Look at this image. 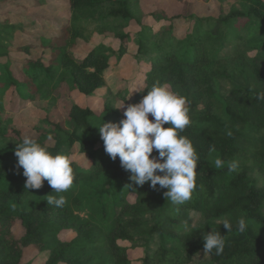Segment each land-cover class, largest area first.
<instances>
[{
    "label": "trees",
    "instance_id": "obj_1",
    "mask_svg": "<svg viewBox=\"0 0 264 264\" xmlns=\"http://www.w3.org/2000/svg\"><path fill=\"white\" fill-rule=\"evenodd\" d=\"M14 1L0 0V6L17 4ZM53 1L68 6L74 19L34 21L42 31L24 47L13 41L23 24L0 11V264H20L21 247L29 245L49 251L45 264H132V247L118 241L155 234L160 244L143 254L141 264H188L204 251L203 236L211 231L226 240L221 255L209 253L215 264H264V101L255 97L264 90V40H256L264 37V0H238L228 12L222 9L225 0H199L215 13L206 6L203 15L193 11L165 16L157 29L140 31L137 53L149 58L150 67L131 104L139 103L156 81L189 101L192 123L180 134L199 155L197 188L191 200L179 205L166 200L167 189L135 185L119 158L113 161L105 152L98 127L119 122V106L106 103L90 109L58 103L66 92L92 95L105 85L111 57L127 52L130 34L123 27L143 23L137 13L139 0ZM104 11L101 33L117 40L118 48L99 43L77 58L74 51L82 44L77 17ZM178 18L192 23L183 37L176 30ZM220 77L240 82L221 94ZM37 98L52 104L45 116L48 130L4 119L18 102ZM25 136L53 154L68 156L77 148L87 154L91 168L82 170L72 160L75 179L64 193H54L46 180L40 189L26 190L14 154ZM216 158L225 166L215 168ZM232 161L239 167L230 173L227 165ZM49 195H63L65 205H48ZM186 207L201 213L207 224L181 232L179 220ZM75 211H86V216ZM241 217L248 224L244 233L236 230ZM220 218L231 222V232L222 224H208ZM16 223L23 229L19 240L10 231ZM64 230L76 237L62 241L59 234Z\"/></svg>",
    "mask_w": 264,
    "mask_h": 264
},
{
    "label": "clouds",
    "instance_id": "obj_2",
    "mask_svg": "<svg viewBox=\"0 0 264 264\" xmlns=\"http://www.w3.org/2000/svg\"><path fill=\"white\" fill-rule=\"evenodd\" d=\"M255 97L264 101V90H258ZM188 103L186 97L172 91L167 83L156 81L139 103L125 108L123 119L103 122L98 127L105 152L113 161L119 158L121 167L131 173L130 180L135 185L149 183L153 190H158L159 185V189H167L163 193L166 200L178 205L191 200L197 188L199 155L191 140L180 134L192 123ZM227 135L231 136V131ZM154 150L157 155H153ZM211 150L215 151L214 148ZM14 154L18 158L17 167L23 169L22 174L26 177V190L40 189L45 180L56 194L72 187L75 174L68 156L51 153L29 136L17 144ZM214 166L220 169L225 166V161L216 158ZM227 167L231 173L239 164L232 161ZM65 203L63 195H58V198L49 195L47 199L48 205L56 207ZM222 225L227 232L233 230L227 219L222 221ZM247 227L246 219L239 218L236 230L244 233ZM203 239L205 255L213 251L217 256L223 253L226 240L219 231H211Z\"/></svg>",
    "mask_w": 264,
    "mask_h": 264
},
{
    "label": "rangeland",
    "instance_id": "obj_3",
    "mask_svg": "<svg viewBox=\"0 0 264 264\" xmlns=\"http://www.w3.org/2000/svg\"><path fill=\"white\" fill-rule=\"evenodd\" d=\"M14 3L17 4L6 8H3L2 5L0 6V11L9 13L13 22L22 23L24 26L20 32H17L13 40L14 46L21 45V47H24L31 38L42 31L40 26L32 24L34 21L39 20L44 22L46 18L51 16L63 17L65 20L74 17V15L72 16V10L68 6L53 0H46L43 4H37L35 0H15ZM237 3L238 0H225L224 3H222V9L224 12H228L231 8H234V5ZM206 6L209 7V11L215 13L214 7L210 6L208 3L205 4L202 1L200 2L199 0H139L137 13L143 20V23L123 27V29L130 34L127 52L120 58L111 57L109 67L104 72L105 85L96 90L92 95H84L77 91H72L70 93L66 92V94L59 99L58 103L62 105V107H65L69 103H75L81 107H88L90 109H99L106 103H110L122 109L123 116L121 119H123L125 108L134 101L144 81L145 72L150 67L149 58L137 53L140 31L146 30L147 27L157 29L163 23L165 16L168 17L181 12L189 14L193 11L203 15L206 13ZM105 13L104 11L98 14H87L77 17V20L81 24L82 34V44L74 51L77 58L83 57L90 49L99 43H104L105 45L111 46L113 49L118 48L119 42L117 40L114 38H107L101 33V29L104 27L107 20L105 18ZM174 21L179 37L185 36L186 31L192 28V23H190L189 18H178ZM256 40H264V37H260ZM226 52H231V48L226 49ZM238 82L240 81L233 78H218L220 93L227 94L233 85ZM51 106L52 104H45L39 98L20 101L15 104L13 110L7 111L4 114V119L10 123L48 130L49 125L45 121V116ZM68 156L82 170L91 168L87 154L79 152L77 148L68 151ZM130 175L131 173L128 171L127 177L129 179ZM157 188H159V185H157ZM185 212L186 214L180 216L179 220V230L181 232H188L192 228L207 224L201 213L189 207H186ZM75 213H78L81 217L86 216V211H75ZM129 219L128 216H125L126 221ZM223 220L224 218L210 220L208 224H222ZM10 231L17 240L23 235V229L19 223H16ZM59 237L64 241L75 238L76 235L73 231L64 230L60 232ZM118 243L132 247V264H141L143 254L152 253L160 244V240L157 234H155L148 238L146 236H134L132 240H119ZM173 245L174 244H169V246ZM19 247L21 246L19 245ZM21 248L22 257L20 264H45L49 254L46 248L38 249L34 245ZM188 264L215 263L212 261L209 254L205 255L204 251H201L194 255L191 262Z\"/></svg>",
    "mask_w": 264,
    "mask_h": 264
}]
</instances>
